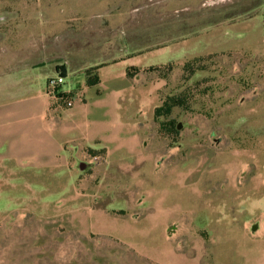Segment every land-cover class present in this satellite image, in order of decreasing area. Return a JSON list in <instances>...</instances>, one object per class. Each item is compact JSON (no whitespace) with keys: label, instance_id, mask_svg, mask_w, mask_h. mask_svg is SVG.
Segmentation results:
<instances>
[{"label":"rangeland","instance_id":"374dc122","mask_svg":"<svg viewBox=\"0 0 264 264\" xmlns=\"http://www.w3.org/2000/svg\"><path fill=\"white\" fill-rule=\"evenodd\" d=\"M262 18L264 0H0V49L13 42L15 49L27 42L38 45L46 33L55 59L77 68L86 62L84 67L93 70L148 54L143 61L156 64L148 72L166 83L158 107L166 100L170 109L155 120L159 137L166 139L164 153L175 156L158 162L146 191L126 201L159 204L193 229L214 230L216 244L210 231L184 232L188 236L182 240L171 234L178 227H171L177 252L194 259L205 251L201 264H242L238 253L252 245L242 223L264 212V184L251 181L263 169L251 157L261 153L260 139L252 138L245 106L237 103L250 92L252 75L264 72L253 53L254 45L260 48ZM232 21L246 29L231 32L227 24ZM214 36L219 47L211 42ZM172 123L180 128L172 130ZM94 155L99 154L86 155L87 166ZM9 185L0 173V264H155L118 240L115 231L86 234L83 227L22 217L25 201L56 205L62 193L28 197L22 189L10 193ZM123 219L115 222L124 224ZM135 239L145 247L153 241L169 244L160 235L128 240Z\"/></svg>","mask_w":264,"mask_h":264},{"label":"crops","instance_id":"0c3cea01","mask_svg":"<svg viewBox=\"0 0 264 264\" xmlns=\"http://www.w3.org/2000/svg\"><path fill=\"white\" fill-rule=\"evenodd\" d=\"M253 18L245 21L248 24ZM260 23L261 44L260 48L253 46V53L260 58L264 71V18ZM227 25L231 32L246 29L239 27V21ZM250 26L249 23L247 29ZM220 31L214 30V34ZM215 36L211 42L219 47ZM20 39L24 42L25 36ZM28 43L15 49L13 42L10 48L0 49V173L9 179L10 193L22 189L28 197L38 194L41 198L43 193L48 195L54 190L62 193V202L55 205L45 200H27L26 212L21 216L32 215L33 220L46 218L55 225L83 227L86 234L112 236L115 231L118 240L155 264H201L205 251L202 250L198 259L177 252L169 229L177 226L171 234L182 235V240L188 236L184 232L207 230L216 244L211 227L193 229L192 224L159 204L132 205L136 200L133 197L126 201L129 195L146 191L149 177L156 176L158 162L175 156L164 153L166 139L159 137L154 119V110L166 84L148 72L156 64L143 61L148 54L133 61L104 62L93 70L99 76V83L88 86L89 68L84 67L87 63L77 68L68 61L55 59L50 52L55 47L47 46L46 33L39 37L38 45ZM102 47L105 49V38ZM59 66L63 67L65 77L61 89L75 96L71 107L47 92L48 79L61 74ZM251 82L250 92L237 104L245 106L246 122L254 132L252 138L260 139L261 153L251 154L256 162L263 163L259 176L252 175L251 180L259 186L264 184V72L252 75ZM88 153L99 154L102 159L81 170L79 166ZM215 173L211 170L212 175ZM121 199L122 203L118 204ZM118 217H124V224L115 222ZM254 224L258 225L256 231L252 230ZM242 228L252 238V245L238 253L243 258L241 263L264 264V212L245 220ZM154 235L165 237L169 244L153 241L144 244L145 247L136 239L134 243L128 240L138 236L147 241Z\"/></svg>","mask_w":264,"mask_h":264},{"label":"built area","instance_id":"2783aa9c","mask_svg":"<svg viewBox=\"0 0 264 264\" xmlns=\"http://www.w3.org/2000/svg\"><path fill=\"white\" fill-rule=\"evenodd\" d=\"M65 82V77L62 74H57L54 77H51L48 79L47 82V92L52 96L60 101H62L65 106L71 107L74 104L75 96L70 95L66 92H64L61 87ZM79 98V96H77ZM102 159L101 155H94V157H91L86 162L91 165L93 163H96Z\"/></svg>","mask_w":264,"mask_h":264},{"label":"trees","instance_id":"16d2710c","mask_svg":"<svg viewBox=\"0 0 264 264\" xmlns=\"http://www.w3.org/2000/svg\"><path fill=\"white\" fill-rule=\"evenodd\" d=\"M150 69H152V67H150ZM128 72H129L128 74L131 75L130 71H128ZM98 83H99V76L96 73H93V69L86 70V84L88 86H94ZM167 105H169V104L165 100V102L162 106L155 108V110H154V119L155 120H158L159 117L169 113L170 109L168 108ZM176 128H178V125L172 123L171 129L175 130Z\"/></svg>","mask_w":264,"mask_h":264},{"label":"water","instance_id":"95a60500","mask_svg":"<svg viewBox=\"0 0 264 264\" xmlns=\"http://www.w3.org/2000/svg\"><path fill=\"white\" fill-rule=\"evenodd\" d=\"M178 128H180V125H178ZM86 166H87V164L84 162V163H81L79 167H80L81 170H84L86 168ZM257 228H258V225L257 224H254L252 226V230L253 231H256Z\"/></svg>","mask_w":264,"mask_h":264}]
</instances>
